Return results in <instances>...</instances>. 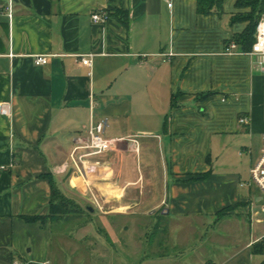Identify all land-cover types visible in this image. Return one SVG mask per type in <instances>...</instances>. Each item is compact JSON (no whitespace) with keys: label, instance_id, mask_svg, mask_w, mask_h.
Here are the masks:
<instances>
[{"label":"crops","instance_id":"obj_1","mask_svg":"<svg viewBox=\"0 0 264 264\" xmlns=\"http://www.w3.org/2000/svg\"><path fill=\"white\" fill-rule=\"evenodd\" d=\"M235 2L201 14L196 0H0V264H264L249 183L262 147L248 179L225 163L241 116L264 135V63L225 51L248 24L232 23ZM103 119L125 140L74 161ZM45 174L75 213L48 216ZM148 245L160 251L130 258Z\"/></svg>","mask_w":264,"mask_h":264},{"label":"built area","instance_id":"obj_2","mask_svg":"<svg viewBox=\"0 0 264 264\" xmlns=\"http://www.w3.org/2000/svg\"><path fill=\"white\" fill-rule=\"evenodd\" d=\"M165 1L168 3L170 7L172 6V0H165ZM7 10L9 13V17H12L13 15L12 1L9 2L7 6ZM107 16L108 15L106 11L92 14V18L95 22L98 21L104 22L107 19ZM237 48L238 47L235 42H230L226 46L225 51L227 53H233L238 51L236 50ZM247 53L258 57L259 60L264 63V13L260 16L259 20L257 21V25L255 29V40L252 44L251 50L248 51ZM93 56H94L93 53L85 54L81 57V62L84 65L91 66ZM34 58H35L34 59L35 63L37 64L42 65L47 62V55L45 54L35 55ZM249 121L250 118L246 115L241 116L239 119V122L245 125L248 124ZM107 126L108 123L106 119L100 120L90 125L85 136L76 137L75 138L76 144L72 150L71 158L74 161L83 162L87 156L101 154L105 151L111 150L114 148L116 144L125 140L122 137H118V136L106 137L105 131ZM128 140H131L132 146H135L134 145V143L136 144L135 139L128 138ZM81 149H85L87 151L78 154V151ZM249 183L254 184L260 191V197L258 202L256 203L257 204L256 211L262 214L264 220V135H263V145L260 155L250 168ZM257 243L262 244L264 246V233H262L258 238L254 239L252 242L253 245ZM262 253L264 254V248L262 250ZM15 264H29V263H27L26 261H18Z\"/></svg>","mask_w":264,"mask_h":264},{"label":"trees","instance_id":"obj_3","mask_svg":"<svg viewBox=\"0 0 264 264\" xmlns=\"http://www.w3.org/2000/svg\"><path fill=\"white\" fill-rule=\"evenodd\" d=\"M224 1L225 0H196L197 11L201 14H211L213 12L220 13L222 12ZM235 6L241 10L244 9V11L235 13L232 16V23H235L237 21H246L248 24L243 30V32L239 34H234L227 44H229L230 42H235L237 44V47L241 51H250L252 48V44L255 40V29L257 21L259 20L260 16L264 13V0H236ZM43 176L49 178L51 182L52 200L48 216H62L63 214L67 213V205L73 203V201H70V199L66 198L63 194L60 193L50 174H45ZM238 206L239 205L228 206L219 211L218 214H227ZM24 218L28 222H31L43 220L45 216L34 215L24 216ZM254 248L262 252L264 246L262 244L257 243L254 244Z\"/></svg>","mask_w":264,"mask_h":264},{"label":"rangeland","instance_id":"obj_4","mask_svg":"<svg viewBox=\"0 0 264 264\" xmlns=\"http://www.w3.org/2000/svg\"><path fill=\"white\" fill-rule=\"evenodd\" d=\"M246 127L244 124L242 125V135L236 136L232 138L229 142L230 151L228 155V159L225 162L226 165H231L232 168L238 169L243 172V178L248 179L249 178V167L252 162V160H255V158L258 156L260 149L262 147V138L260 136H250L248 135L249 131H245ZM247 133V134H246ZM156 159L158 160L159 157L157 155ZM58 201V200H57ZM67 213H75V205L74 202L71 204H68L67 207ZM239 216V217H238ZM236 216L237 221L236 224L232 222V228L235 230V232L238 234L240 241H245L249 238V232L247 228V220L246 215L244 213H241L240 215ZM158 248H151L149 245L144 246L141 252L137 251L136 256L130 254V258H135V260L139 258L141 254H147V255H156L160 250L159 246ZM170 251V249H169ZM141 257V256H140ZM132 263V262H131ZM137 263V262H136Z\"/></svg>","mask_w":264,"mask_h":264},{"label":"water","instance_id":"obj_5","mask_svg":"<svg viewBox=\"0 0 264 264\" xmlns=\"http://www.w3.org/2000/svg\"><path fill=\"white\" fill-rule=\"evenodd\" d=\"M87 208L90 209V211H93V208H91V207H89V206H88Z\"/></svg>","mask_w":264,"mask_h":264}]
</instances>
